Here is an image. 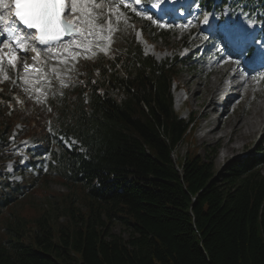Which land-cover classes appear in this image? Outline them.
I'll return each mask as SVG.
<instances>
[{"label": "trees", "instance_id": "obj_1", "mask_svg": "<svg viewBox=\"0 0 264 264\" xmlns=\"http://www.w3.org/2000/svg\"><path fill=\"white\" fill-rule=\"evenodd\" d=\"M204 5L264 21V0ZM192 65L179 54L158 61L131 37L111 55L84 62V74L54 110L23 88L2 87L0 147L22 122L24 136L44 141L58 163L29 184L12 185L0 174V218L39 182L55 177L72 194L59 226L53 219L61 216L45 211L5 225L0 264H264V142L219 173L197 148L173 159L194 127L192 117L176 111L173 85ZM54 115L83 151H54L48 132ZM116 222L127 238L113 232Z\"/></svg>", "mask_w": 264, "mask_h": 264}, {"label": "rangeland", "instance_id": "obj_2", "mask_svg": "<svg viewBox=\"0 0 264 264\" xmlns=\"http://www.w3.org/2000/svg\"><path fill=\"white\" fill-rule=\"evenodd\" d=\"M198 3L199 5L197 4L193 9L195 12V17L197 15V12L200 13V21L197 20L196 26L192 29H178L176 27L166 29L169 30V36L166 35L165 38L159 39L156 36L157 32H152V30L148 28L146 31V36L149 40H151L152 44H148L146 40L141 36V34L138 31L136 32L137 40L141 43L144 51L149 54H154L158 61H164L169 57L173 58L178 52L181 54V56H185L186 54H188V52L191 51V48L192 51H194L191 59L195 61V64L200 65V68L197 71H191L190 67L184 68V70L178 75V78L173 85L175 109L179 114H181L182 117L186 119L192 117L194 119V127L188 137L177 147L173 159L175 161L182 160L190 149L197 148V152H200L201 155L206 156L207 158L212 160L215 170L217 171V173H219L230 161L238 159L240 157L256 154L258 148L264 142V117L262 121H259L258 126L255 129V134L251 136L249 143L244 147L238 149L237 151L231 152L225 156L222 151L223 142H217V139L215 138H210L208 139V141H202L200 137L201 135H203L205 130H199L197 124L201 122V113L205 110L208 102L211 100L210 93L205 90V87H208L212 84L211 80L215 78L216 74L227 72L225 74V80H228V83L222 84L221 90L224 89L225 85H229L230 83L231 85H241L237 88L236 86L231 87L236 88L238 94L231 100L229 104H227V107L225 109L231 110V113H236L242 110L244 107L253 108L255 105H262V113L264 116V83L260 84L259 77H247L249 72L238 66L236 62L231 63L225 58L222 59L220 57L221 45L216 46L214 42H210L209 40V49H207L204 53L203 50L197 51L198 45H205L209 38V35L200 33V31H198L205 12L201 7V0H198ZM195 17L191 20L192 24ZM219 18L223 19L224 17L222 18L220 14L215 13L214 19L218 20ZM225 19H228V17H226ZM158 28L159 27L157 25H153L154 30ZM117 32H120L125 38H127L131 33L135 32L134 26L130 23V17L128 14L121 13L113 21V32L111 33L113 37L112 41ZM186 35H190V38L187 40H185ZM99 36H101V32L99 33ZM105 37L106 41L102 45V49L106 52L109 51L110 48H108V46L110 45V37H108V33L105 34ZM204 37H207V39H205ZM185 42L190 49L186 47L183 49L180 48ZM98 50L99 47H96L94 53H96ZM225 56L226 55H224L223 57ZM17 59L21 61L22 67L25 62H27V64H30V59L26 58L25 56L21 57V55H17ZM72 70L73 68H69L68 70H66V72L63 74V77H60V79V73H52V71H49L50 78L57 79L59 81V88L57 92H59L64 86L68 85L66 77L71 76ZM232 73L233 75H235L234 81L229 80V76ZM6 77V72L0 74V78H2L3 80L6 79ZM248 79L251 80L250 83L245 82L242 84V82L247 81ZM197 85H201L203 89L202 94L200 92H197V95L194 94V90ZM37 88L38 90L42 91V88H39V86ZM51 88V86H48V90ZM34 90L35 89L31 91L33 94ZM48 90L42 91L44 96L47 95ZM234 92L235 91L230 90V93ZM42 93L37 96L41 100H43ZM34 95L36 96V94ZM21 143L22 142L20 141L14 143L12 146L13 151L10 152V154L21 155ZM3 162H5V165L7 166L6 172L10 175V177L12 178L11 174H13V177L15 178L13 180L20 181L22 178L21 172L13 168V159L3 157L0 160V163ZM261 172L264 175V166L261 168ZM33 173L35 174V172ZM70 192V188L66 187L55 178H53L46 185L38 184L37 187L33 189L32 193L23 196L19 201L11 205L9 210H6L3 213L0 218V232L5 225L15 224L16 222H18V218L24 221H29L30 219L41 214L43 211L49 212L50 214H52V216H61L59 221L55 220L56 218L53 219V222H55L54 225L59 226V223L64 222L67 219V217L62 214L64 209V202L66 201L65 198ZM77 197H80L79 194H77ZM78 206L81 209L83 208L81 202L78 203ZM31 228L34 229V224L29 222L26 232L30 233ZM112 230L116 234L123 235L125 238L129 236V231L119 222H116L112 226Z\"/></svg>", "mask_w": 264, "mask_h": 264}, {"label": "snow or ice", "instance_id": "obj_3", "mask_svg": "<svg viewBox=\"0 0 264 264\" xmlns=\"http://www.w3.org/2000/svg\"><path fill=\"white\" fill-rule=\"evenodd\" d=\"M136 4H140L141 0H135ZM165 0H156L154 7L159 8ZM121 5H117V9ZM125 9L132 8L131 4H123ZM11 9V11H7ZM0 64L5 60L10 67H15L17 62V52H27L29 50V41H33L36 45H53L60 44L65 53H68L73 60L76 59L78 53L73 54L70 49L72 46L80 48L82 45L77 44L75 39L69 40L67 43L63 42L64 37L79 36L82 41L86 40L89 44L92 43L89 37L94 35L99 36L103 31L104 25L99 24L98 21L105 19L102 6L94 2V0H0ZM136 15H143L132 8ZM71 15L72 19H67L66 16ZM112 12L109 10L107 19V28L109 32L112 29L111 17ZM206 14L203 23H208ZM119 16V13H117ZM150 21L152 16H148ZM155 22V21H154ZM23 25V28L20 27ZM164 27L166 25H160ZM35 30V35L27 30ZM100 39L106 37L99 36ZM207 39V37H204ZM225 45L228 46L233 42V37L224 31L222 34ZM7 39L8 44H3ZM87 46V45H85ZM7 48L4 51L3 48ZM49 52L52 48L49 47ZM31 52L36 53L33 56L35 61L39 57L38 47H31ZM59 55V53H57ZM27 72L31 65L25 62L23 64ZM55 71V70H54Z\"/></svg>", "mask_w": 264, "mask_h": 264}, {"label": "bare ground", "instance_id": "obj_4", "mask_svg": "<svg viewBox=\"0 0 264 264\" xmlns=\"http://www.w3.org/2000/svg\"><path fill=\"white\" fill-rule=\"evenodd\" d=\"M33 65L34 64H31V66ZM226 73L227 72L216 74L215 78L211 80L212 84L205 87V90L210 93L211 100L208 102L205 110L201 113V122L197 124L199 130H205L203 135L200 136L202 141H208L210 138H215L217 139V142H223L222 151L225 156L247 145L251 136L255 134V129L257 128L259 121H262L264 117L262 113V105H255L253 108L244 107L236 113H231V110L224 109V112L219 114L216 99H218L219 95L224 92V89L221 90L222 84L228 83V80H225ZM234 76L235 75L232 73L229 76V80L234 81ZM24 80L27 81V79ZM245 82L250 83L251 80L248 79L247 81L242 82V84ZM240 85L241 84L231 85L230 87L236 86L237 88ZM232 89L233 88L230 90ZM202 90L201 85H197L194 94L197 95V92L202 94Z\"/></svg>", "mask_w": 264, "mask_h": 264}]
</instances>
